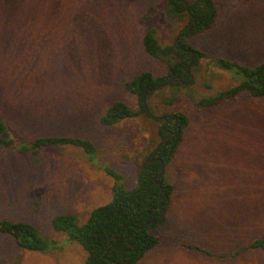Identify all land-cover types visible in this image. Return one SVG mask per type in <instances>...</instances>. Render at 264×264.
Segmentation results:
<instances>
[{
  "label": "rangeland",
  "instance_id": "rangeland-1",
  "mask_svg": "<svg viewBox=\"0 0 264 264\" xmlns=\"http://www.w3.org/2000/svg\"><path fill=\"white\" fill-rule=\"evenodd\" d=\"M210 31L189 38L207 58L253 67L264 61V0L236 4L216 0ZM167 0H0V114L20 138L72 136L90 141L96 156L73 147L26 156L0 149V221L26 222L49 244L44 253L21 249L0 233V264H85L86 253L51 220L76 216L83 225L96 207L112 201V179L98 166L120 174L125 191L137 187L143 160L160 141L154 116L168 110V88L153 93V117L113 127L98 118L123 101L135 107L125 83L148 71L162 72L142 37L154 29L171 46L186 18L166 13ZM194 85L175 96L171 110L189 117L183 142L164 176L175 186L166 222L150 233L158 245L142 264H264V251L236 260L187 252L182 243L232 253L264 236V102L242 94L213 109L194 100L239 80L205 59L191 68ZM205 84L211 89L205 88ZM177 168L181 172L177 171Z\"/></svg>",
  "mask_w": 264,
  "mask_h": 264
},
{
  "label": "trees",
  "instance_id": "trees-1",
  "mask_svg": "<svg viewBox=\"0 0 264 264\" xmlns=\"http://www.w3.org/2000/svg\"><path fill=\"white\" fill-rule=\"evenodd\" d=\"M184 1L187 7L181 0H167L166 3V13L169 17L178 20L186 18L173 45L161 46L154 29L147 30L142 37L144 51L161 64L162 72L154 74L144 71L128 80L125 90L134 97L135 107L123 101H116L106 107L98 118L101 126L113 127L141 114L153 117L154 112L149 107L151 96L158 90H171L172 98L164 103L168 110L157 116L160 120L156 119L161 123L160 141L143 160L137 187L131 191L123 190L122 186L117 184L122 183L120 174L107 167H101L99 163L93 164L116 180L112 186V201L93 209L81 226L77 225L76 216L73 214H62L51 220L54 231L65 233L69 241L75 242L85 251V264H142L158 245L159 239L153 236L150 230L166 222V217L160 216L161 210L165 213L168 211L175 194V186L167 181L164 175L161 176V172L172 163L189 124L188 115L180 110H171L170 107L174 105L175 95L179 94L181 89L194 85L191 68L197 66L200 59L207 60L213 68L227 75H234L239 80H234L230 87L194 100V107L213 109L236 100L242 94L264 102V61L249 67L222 58L211 59L194 49L188 42L189 38L213 29L218 16L216 0ZM230 1L246 5L255 0ZM205 88L211 89L208 84H205ZM61 147L79 149L90 160L96 156L94 145L77 137L47 136L25 141L12 131L0 114V149H12L21 155L36 156L46 150ZM177 171L181 172L179 168ZM167 202L169 205H166ZM150 222L153 223L150 225ZM0 233L11 236L23 250L40 253L48 251L49 241L26 222L2 220ZM181 247L187 252L203 253L210 258L236 260L249 252L264 251V236L238 247L230 254L186 243H182Z\"/></svg>",
  "mask_w": 264,
  "mask_h": 264
},
{
  "label": "water",
  "instance_id": "water-1",
  "mask_svg": "<svg viewBox=\"0 0 264 264\" xmlns=\"http://www.w3.org/2000/svg\"><path fill=\"white\" fill-rule=\"evenodd\" d=\"M181 1H183V3L185 4V6L187 7L186 1H184V0H181ZM188 73H189V67H188ZM154 118L157 119V120H160L161 119L160 117H154ZM164 172H165V169L163 168L162 169V172H161V176L164 175ZM166 205H169V202H167ZM160 216L161 217L165 216V211L163 209L161 210ZM152 223L153 222H150L149 224L151 225Z\"/></svg>",
  "mask_w": 264,
  "mask_h": 264
},
{
  "label": "flooded vegetation",
  "instance_id": "flooded-vegetation-1",
  "mask_svg": "<svg viewBox=\"0 0 264 264\" xmlns=\"http://www.w3.org/2000/svg\"><path fill=\"white\" fill-rule=\"evenodd\" d=\"M163 131L166 132V130L163 128Z\"/></svg>",
  "mask_w": 264,
  "mask_h": 264
}]
</instances>
